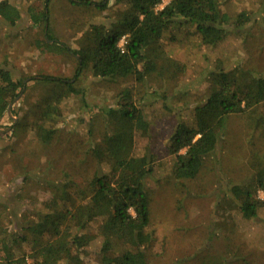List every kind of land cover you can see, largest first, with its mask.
<instances>
[{
  "label": "rangeland",
  "instance_id": "rangeland-1",
  "mask_svg": "<svg viewBox=\"0 0 264 264\" xmlns=\"http://www.w3.org/2000/svg\"><path fill=\"white\" fill-rule=\"evenodd\" d=\"M218 1L229 15L251 12L253 25L245 30L244 38L230 35L209 49L201 45L192 27L173 28L148 49L152 72L143 84L132 78L94 79L86 72L75 82L85 94V102L72 98L62 104V119L48 148L31 130L44 92L36 84L19 90V97L11 103V117L6 114L0 121V232L1 227L11 231L0 235V259L4 258L2 243L12 241V235L23 236L27 225L38 222L40 214L47 213L45 206L60 196L63 184L70 181L81 188L99 168L108 169L114 154L105 141L114 133L131 139L124 158L140 162L144 156L154 155L156 159V178L147 183L151 199L147 232L153 242L146 251V264H200L205 257L218 255H225L233 264H264V214L247 221L227 204L229 185L250 184L255 165L264 164V125L255 126L249 113L231 116L216 152L195 180L180 186L170 175L173 158L166 145L176 115L186 116L203 102L216 61L224 68L240 66L264 76V0ZM106 2L108 15L115 18L121 6L116 0ZM10 3L20 12V20L10 27L0 19L1 64L24 85L43 77L72 81L77 69L74 59L37 44L49 28L53 37L49 43L64 42L76 50L81 38L78 26L84 30L90 24L105 23L107 13L51 0L44 30V24L35 25L29 14L30 8L42 11V0ZM124 90L149 122V136L136 133L133 123L122 115L106 113L117 108ZM262 102L256 113L263 115L264 97ZM95 147L104 150L101 162L95 157ZM258 197L263 199L264 193L259 192ZM22 248L29 252L26 246ZM13 251L19 255L17 247Z\"/></svg>",
  "mask_w": 264,
  "mask_h": 264
},
{
  "label": "trees",
  "instance_id": "trees-1",
  "mask_svg": "<svg viewBox=\"0 0 264 264\" xmlns=\"http://www.w3.org/2000/svg\"><path fill=\"white\" fill-rule=\"evenodd\" d=\"M66 1L74 8L95 9L103 14L109 11L107 0ZM161 1L116 0L121 8L115 18L107 13L103 17L108 20L105 23H93L84 30L78 26L81 38L76 50L64 42L63 45L49 43L53 37L48 28L37 47L63 52L74 59L77 69L72 81L43 77L24 85L15 81L11 71L0 62V121L19 97V90L36 84L44 94L31 130L38 142L48 148L55 139V126L62 119V104L72 98L80 104L85 102V94L75 82L86 72L94 79L132 78L143 84L152 72V63L146 58L148 49L173 28L192 27L201 45L214 49L230 35L244 38L245 30L253 25L250 11L229 15L222 11L218 0H170L159 9ZM50 4L51 0H42L41 12L29 9L32 22L44 24V30ZM0 19L10 27L20 20V12L10 0L0 1ZM122 36L128 41L124 53L118 48ZM209 82L203 102L189 109L186 116L176 115L177 122L166 145L167 154L173 158L170 175L180 186L195 180L216 152L228 118L249 113L255 126L264 125V114L256 113L264 97V76L260 71L240 66L224 68L217 60ZM106 113L122 115L133 123L136 133L149 136V122L132 102L128 90L121 93L117 108ZM113 134L107 135L105 141L114 154L108 169L99 168L81 188L70 181L63 184L60 196L45 206L47 213L40 214L38 222L27 225L23 236L11 234L12 241L2 243L4 258L0 264L147 263L146 251L153 242L147 232L151 200L147 183L156 178V159L154 155H146L140 162L124 158L123 152L131 139ZM103 152L101 148L94 149L99 161ZM254 169L250 184L228 187V206L247 221H255L264 214V198L258 197L259 192L264 193V164L258 163ZM1 217L0 213V220ZM10 232L1 227L0 235L4 237ZM23 246L29 248L28 253L23 251ZM15 247L18 256L13 251ZM85 257L92 261L86 262ZM200 264L233 262L225 255H218L205 257Z\"/></svg>",
  "mask_w": 264,
  "mask_h": 264
},
{
  "label": "built area",
  "instance_id": "built-area-1",
  "mask_svg": "<svg viewBox=\"0 0 264 264\" xmlns=\"http://www.w3.org/2000/svg\"><path fill=\"white\" fill-rule=\"evenodd\" d=\"M170 2V0H162L159 8H163L165 5H167ZM128 45L127 37L122 36L120 40L118 41V48L121 53H124L126 50V47Z\"/></svg>",
  "mask_w": 264,
  "mask_h": 264
},
{
  "label": "water",
  "instance_id": "water-1",
  "mask_svg": "<svg viewBox=\"0 0 264 264\" xmlns=\"http://www.w3.org/2000/svg\"><path fill=\"white\" fill-rule=\"evenodd\" d=\"M46 32V31H45ZM11 106L12 105H9L8 109H7V116L8 117H11Z\"/></svg>",
  "mask_w": 264,
  "mask_h": 264
}]
</instances>
